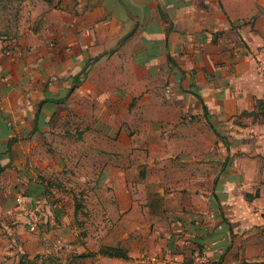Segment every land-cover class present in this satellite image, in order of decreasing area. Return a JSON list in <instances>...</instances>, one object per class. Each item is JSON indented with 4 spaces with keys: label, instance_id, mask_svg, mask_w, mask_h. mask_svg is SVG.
<instances>
[{
    "label": "crops",
    "instance_id": "crops-1",
    "mask_svg": "<svg viewBox=\"0 0 264 264\" xmlns=\"http://www.w3.org/2000/svg\"><path fill=\"white\" fill-rule=\"evenodd\" d=\"M11 1L22 8L15 20L0 7L10 245L32 264L263 259L264 0H123L131 14L119 0ZM35 203L44 223L30 230L22 210Z\"/></svg>",
    "mask_w": 264,
    "mask_h": 264
},
{
    "label": "rangeland",
    "instance_id": "rangeland-1",
    "mask_svg": "<svg viewBox=\"0 0 264 264\" xmlns=\"http://www.w3.org/2000/svg\"><path fill=\"white\" fill-rule=\"evenodd\" d=\"M0 7L5 8L6 11L7 9H10L8 11V13H12V19L14 17L15 20H18L19 17H17V15H13V13H17V8L21 9L22 6L21 4L19 6H17V3L15 1H0ZM3 14V13H2ZM14 20V22H16ZM3 31H7V30H3ZM11 32V31H8ZM27 208L31 209V210H35L36 211V215L38 216H42V213L40 212V207L35 203L32 206H26ZM22 216L24 218V221H26L28 227L30 230H38V227H31V225L28 223V218L27 216L24 214V210H22ZM13 221L10 220L9 225H13L12 223ZM5 228L3 227V225H0V264H32V261H36V260H31L29 258H27L26 256H21L22 253L19 250L14 249L13 245H10V243L6 240L5 238ZM5 239V240H4ZM10 245V246H9ZM60 259V258H59ZM39 264V262L37 263ZM44 264V262L42 263ZM47 264H51V260H49L47 262ZM57 264H61V263H57Z\"/></svg>",
    "mask_w": 264,
    "mask_h": 264
},
{
    "label": "built area",
    "instance_id": "built-area-1",
    "mask_svg": "<svg viewBox=\"0 0 264 264\" xmlns=\"http://www.w3.org/2000/svg\"><path fill=\"white\" fill-rule=\"evenodd\" d=\"M9 48H5V52H8ZM24 214L28 218V223L31 225V227H38L41 223L42 216H37L35 210H31L27 207L23 208ZM211 261L208 257V255L204 252H197L194 254V259L188 263V264H210ZM239 264H264V258L263 259H257V260H245L240 262Z\"/></svg>",
    "mask_w": 264,
    "mask_h": 264
},
{
    "label": "trees",
    "instance_id": "trees-1",
    "mask_svg": "<svg viewBox=\"0 0 264 264\" xmlns=\"http://www.w3.org/2000/svg\"><path fill=\"white\" fill-rule=\"evenodd\" d=\"M47 3L51 4L53 3L54 0H44ZM54 101H60L62 99H52ZM260 104H262V106L264 107V98L260 100ZM2 169V167L0 166V170ZM44 223L43 219H41V223L39 224V227ZM99 254H103V255H109V256H117V257H122V258H129V256L127 255L126 251L122 250L120 247L114 246H106V247H102L101 249H99L98 251ZM94 255L96 254L95 252H90L87 253V255Z\"/></svg>",
    "mask_w": 264,
    "mask_h": 264
},
{
    "label": "water",
    "instance_id": "water-1",
    "mask_svg": "<svg viewBox=\"0 0 264 264\" xmlns=\"http://www.w3.org/2000/svg\"><path fill=\"white\" fill-rule=\"evenodd\" d=\"M123 5L124 7L127 9L128 13L131 14L129 8H128V5L123 1V0H119Z\"/></svg>",
    "mask_w": 264,
    "mask_h": 264
}]
</instances>
